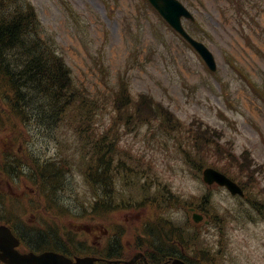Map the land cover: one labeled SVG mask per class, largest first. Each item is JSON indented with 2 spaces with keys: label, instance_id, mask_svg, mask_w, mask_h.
<instances>
[{
  "label": "rangeland",
  "instance_id": "obj_1",
  "mask_svg": "<svg viewBox=\"0 0 264 264\" xmlns=\"http://www.w3.org/2000/svg\"><path fill=\"white\" fill-rule=\"evenodd\" d=\"M16 1L32 6L33 36L70 68L91 126H81L74 111L54 130L32 122L27 131L11 115L14 98L0 82V225L15 224L25 242L56 230L71 251L75 244L87 248L77 255H104L106 228L125 245L138 224L135 218L130 225L133 213L125 210L130 199L139 204L136 215L146 211L165 219L168 230L181 227L199 264H264V0H179L195 17L183 25L209 48L215 72L143 0ZM90 129L111 135L117 159L127 162L118 161L124 177L112 183L121 196L116 210L95 215L90 207L103 196L84 173ZM207 139L212 147L200 153L197 144ZM243 152L248 174L240 171ZM32 156L62 165L56 182L64 193L47 199L39 191L29 175ZM207 167L243 182L246 200L209 191L200 179ZM187 206L207 210L215 225L206 231L192 225Z\"/></svg>",
  "mask_w": 264,
  "mask_h": 264
},
{
  "label": "trees",
  "instance_id": "obj_2",
  "mask_svg": "<svg viewBox=\"0 0 264 264\" xmlns=\"http://www.w3.org/2000/svg\"><path fill=\"white\" fill-rule=\"evenodd\" d=\"M35 22L32 6L16 0H0V82L7 84V90L14 98V103H10L11 115L27 131L32 122L40 124L37 125L40 129L51 131L60 125L65 113L76 111L81 113L80 125L89 127L90 122L88 124L85 118L88 116L89 121L91 111L86 97L76 89L62 57L46 50L44 41L31 34ZM87 136L89 149L94 150L87 179L91 188L99 186L105 195L99 202H94L93 209H112V201L120 196L113 192L112 180L117 176L124 177L119 171L124 166L118 161L127 163L126 159L123 156L117 159L118 145L107 132L98 134L90 129ZM244 167L240 171L244 172ZM58 169L44 159L40 164L35 162L37 183L55 184L61 171ZM51 242V238L41 236L36 244L45 248L48 246L43 244ZM117 258L109 253L107 259L112 263L108 264H119L113 262Z\"/></svg>",
  "mask_w": 264,
  "mask_h": 264
},
{
  "label": "water",
  "instance_id": "obj_3",
  "mask_svg": "<svg viewBox=\"0 0 264 264\" xmlns=\"http://www.w3.org/2000/svg\"><path fill=\"white\" fill-rule=\"evenodd\" d=\"M150 4L165 18V20L181 35L191 43V45L201 54L208 66L214 70L215 64L212 55L201 44L192 40L182 29L180 18L182 16L191 18L189 13L182 7L176 0H148ZM203 179L208 184L216 182L220 186H225L232 194L242 195L241 190L233 182H231L224 175L213 169H206L203 172ZM17 245L15 238L11 237L8 230L0 228V260L7 264H93L94 259L83 258L76 259V262L55 254V253H43L41 255H28L21 256L15 250L14 246ZM173 264H183L179 261H174Z\"/></svg>",
  "mask_w": 264,
  "mask_h": 264
},
{
  "label": "bare ground",
  "instance_id": "obj_4",
  "mask_svg": "<svg viewBox=\"0 0 264 264\" xmlns=\"http://www.w3.org/2000/svg\"><path fill=\"white\" fill-rule=\"evenodd\" d=\"M61 211V210H60ZM136 215V213L134 212L132 216Z\"/></svg>",
  "mask_w": 264,
  "mask_h": 264
}]
</instances>
